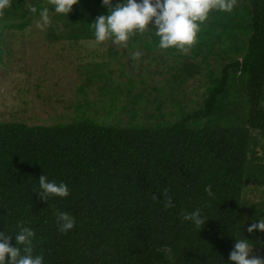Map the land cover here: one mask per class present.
<instances>
[{
    "label": "trees",
    "instance_id": "16d2710c",
    "mask_svg": "<svg viewBox=\"0 0 264 264\" xmlns=\"http://www.w3.org/2000/svg\"><path fill=\"white\" fill-rule=\"evenodd\" d=\"M43 7L53 22L48 38L73 43L95 41L89 23L106 12L101 0H79L69 15L56 13L51 0H7L0 42ZM157 40L151 29L129 37L132 46L172 59L181 91L204 76L197 108L179 104L168 120L158 107L146 121L130 108L125 124L81 111L70 123L0 121V231L30 227L33 253L44 264H223L233 235L244 233L254 242L251 255L264 258V233L247 232L264 200L244 190L264 188V0H233L230 12L210 11L187 50L160 49ZM107 94L115 107L119 89ZM43 173L64 182L68 195L41 199L34 190ZM165 190L174 194L167 208ZM196 209L206 220L199 229L183 220ZM60 211L74 219L66 232L57 225Z\"/></svg>",
    "mask_w": 264,
    "mask_h": 264
},
{
    "label": "rangeland",
    "instance_id": "374dc122",
    "mask_svg": "<svg viewBox=\"0 0 264 264\" xmlns=\"http://www.w3.org/2000/svg\"><path fill=\"white\" fill-rule=\"evenodd\" d=\"M38 22L39 16L25 29L6 30L2 36L0 121L70 123L81 111L110 124H125L131 120L130 108L146 121L158 107L171 120L179 104L195 109L202 100L204 76L195 77L181 91L169 70L173 61L162 53L132 46L129 40L125 45L111 40L53 41L47 36L51 16L47 25ZM108 87L120 91L115 107ZM244 190L247 198L264 200V188L247 185Z\"/></svg>",
    "mask_w": 264,
    "mask_h": 264
},
{
    "label": "clouds",
    "instance_id": "9594fccd",
    "mask_svg": "<svg viewBox=\"0 0 264 264\" xmlns=\"http://www.w3.org/2000/svg\"><path fill=\"white\" fill-rule=\"evenodd\" d=\"M79 0H51L53 9L58 14H68ZM106 12L98 15L91 23L94 39L103 42L111 39L115 45H125L134 33H143L151 29L160 49L175 48L187 50L197 39L200 24L212 10L230 12L233 0H101ZM7 6V0H0V8ZM32 13H37L35 6H30ZM38 26L47 25L49 11L47 7L39 9ZM205 192L211 195V186H205ZM38 196L47 201L51 196L68 195V186L64 182L57 183L48 179L45 173L38 177V187L34 190ZM164 206L170 207L174 202V194L167 190L162 193ZM183 220L194 227L201 228L205 218L199 209L183 214ZM57 225L61 232L73 228L74 219L67 212L57 213ZM248 233H264V212L257 209L252 223L247 227ZM244 233V231H243ZM15 237V245L11 243ZM34 232L30 227H19L13 234L0 231V264H44L40 254L33 253ZM236 239L223 264H264V258L251 255L254 242L244 235H233ZM165 257L171 259L173 250L163 247Z\"/></svg>",
    "mask_w": 264,
    "mask_h": 264
}]
</instances>
